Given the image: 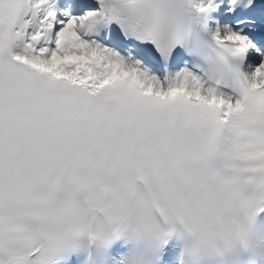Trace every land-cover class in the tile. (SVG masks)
I'll use <instances>...</instances> for the list:
<instances>
[{
	"label": "snow or ice",
	"instance_id": "1",
	"mask_svg": "<svg viewBox=\"0 0 264 264\" xmlns=\"http://www.w3.org/2000/svg\"><path fill=\"white\" fill-rule=\"evenodd\" d=\"M0 264H264V0H0Z\"/></svg>",
	"mask_w": 264,
	"mask_h": 264
}]
</instances>
